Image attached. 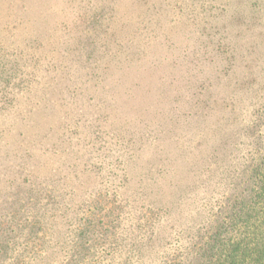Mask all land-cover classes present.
<instances>
[{
	"label": "rangeland",
	"instance_id": "rangeland-1",
	"mask_svg": "<svg viewBox=\"0 0 264 264\" xmlns=\"http://www.w3.org/2000/svg\"><path fill=\"white\" fill-rule=\"evenodd\" d=\"M264 153V0H0V264H202Z\"/></svg>",
	"mask_w": 264,
	"mask_h": 264
},
{
	"label": "trees",
	"instance_id": "trees-1",
	"mask_svg": "<svg viewBox=\"0 0 264 264\" xmlns=\"http://www.w3.org/2000/svg\"><path fill=\"white\" fill-rule=\"evenodd\" d=\"M245 191L210 236L202 264H264V153Z\"/></svg>",
	"mask_w": 264,
	"mask_h": 264
}]
</instances>
